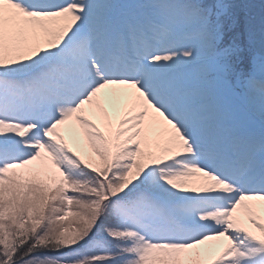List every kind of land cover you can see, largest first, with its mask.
<instances>
[{
    "label": "snow or ice",
    "instance_id": "6c2138e0",
    "mask_svg": "<svg viewBox=\"0 0 264 264\" xmlns=\"http://www.w3.org/2000/svg\"><path fill=\"white\" fill-rule=\"evenodd\" d=\"M0 264H264V0H0Z\"/></svg>",
    "mask_w": 264,
    "mask_h": 264
}]
</instances>
